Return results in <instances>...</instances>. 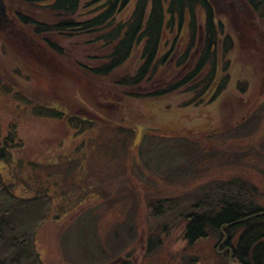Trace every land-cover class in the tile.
<instances>
[{
  "label": "rangeland",
  "instance_id": "1",
  "mask_svg": "<svg viewBox=\"0 0 264 264\" xmlns=\"http://www.w3.org/2000/svg\"><path fill=\"white\" fill-rule=\"evenodd\" d=\"M7 1L8 21L0 20V142L11 153L0 176L16 196L50 200L36 228L17 234L34 236L28 247L37 262L30 264H229L220 246L225 237L194 245L184 239L185 216L211 184L233 178L255 185L264 207V23L245 2L212 0L235 42L230 82L217 100L186 105L193 93L144 94L182 75L175 65L187 29L165 34L161 55L178 45L158 78L121 88L86 70L106 52L94 36L34 35L13 15L20 1H8L9 8ZM138 64L136 50L117 75ZM45 107L85 124L45 115L39 111ZM142 125L151 130L135 143ZM155 201L166 205L163 216L151 213ZM2 241L0 264H14L15 249ZM22 256L17 260L26 261Z\"/></svg>",
  "mask_w": 264,
  "mask_h": 264
},
{
  "label": "trees",
  "instance_id": "2",
  "mask_svg": "<svg viewBox=\"0 0 264 264\" xmlns=\"http://www.w3.org/2000/svg\"><path fill=\"white\" fill-rule=\"evenodd\" d=\"M19 1L21 6L13 15L21 27L34 35L45 37L56 32L94 36L93 41L101 43L106 52L97 66H88L86 70L102 80L113 78L118 87L135 88L158 78L178 45L175 43L168 53L161 55L165 34H182L185 29L188 42L175 65L182 69V75L144 95L159 98L176 92L193 93L186 105H201L206 96L210 102L217 100L230 82L231 60L228 57L235 42L224 22L218 19L212 0H86L84 5L83 0ZM243 1L264 23V0ZM132 3L134 7L129 18L119 19ZM9 31L15 33L14 29ZM53 47L56 48L54 44ZM136 50L139 51V64L135 71L117 75ZM239 89L245 91L244 86ZM132 94L142 96L129 92ZM39 111L61 119L72 118V122L76 118L75 121L82 122L81 127L86 121L56 108L45 107ZM10 147L7 141L0 142V165L10 161ZM258 194L257 187L243 178L211 184L185 216L184 239L194 245L214 236L222 240L225 233L229 240L224 246L232 249V263L264 264V215L236 223L264 211ZM43 197L16 196L0 176V239L5 246L15 249L14 264L37 262L28 243L34 238L31 232L37 222L47 216L43 211L50 200L46 202ZM165 209L162 201H155L151 213L163 216ZM22 228L31 232L22 234L19 239L17 234ZM18 242L21 243L19 248ZM22 254L26 261L17 260ZM226 254L228 258L229 251Z\"/></svg>",
  "mask_w": 264,
  "mask_h": 264
},
{
  "label": "water",
  "instance_id": "3",
  "mask_svg": "<svg viewBox=\"0 0 264 264\" xmlns=\"http://www.w3.org/2000/svg\"><path fill=\"white\" fill-rule=\"evenodd\" d=\"M236 1L237 2H244L243 0H236ZM0 20L1 21H4V22L5 21H8V19H7V6H6L5 0H0ZM145 130H150V127H147L145 125H142V126H139L138 127V135H137V138H136L135 143H138L139 142V139H140L143 131H145ZM263 215H264V211L263 212H260L258 214L252 215V216H250V217H248L246 219H243V220H241L239 222H236V223H240L242 221L244 222V221H247L249 219L255 218L257 216H263ZM223 235H224L225 239L220 244V246L227 244L228 243V240H229L228 236L225 233H223ZM228 251L230 253L229 256H228V263L229 264H237V263H232V249L231 248H226L224 250V252H228Z\"/></svg>",
  "mask_w": 264,
  "mask_h": 264
}]
</instances>
